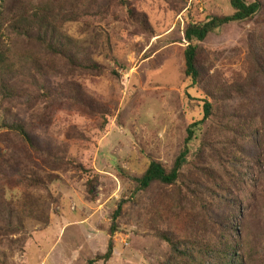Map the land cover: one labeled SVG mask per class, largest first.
<instances>
[{
	"label": "rangeland",
	"instance_id": "obj_1",
	"mask_svg": "<svg viewBox=\"0 0 264 264\" xmlns=\"http://www.w3.org/2000/svg\"><path fill=\"white\" fill-rule=\"evenodd\" d=\"M19 1L35 0L0 4L19 12ZM70 1L60 35L74 64L25 53L19 17L0 25L14 63L11 99L0 94V264H165L162 236L195 231L205 242L227 231L247 264H264V78L250 55L251 44L264 55V8L209 33L197 52L208 90L240 82L246 96L215 107L175 185L139 189L151 160L172 165L197 114L184 92L186 26L234 10L230 0ZM93 62L101 69L84 67ZM74 87L85 106L69 97ZM12 118L30 124L36 152L7 128ZM110 241L111 256L98 258Z\"/></svg>",
	"mask_w": 264,
	"mask_h": 264
},
{
	"label": "trees",
	"instance_id": "obj_2",
	"mask_svg": "<svg viewBox=\"0 0 264 264\" xmlns=\"http://www.w3.org/2000/svg\"><path fill=\"white\" fill-rule=\"evenodd\" d=\"M230 4L234 10L232 14L222 16L212 15L205 22H190L185 28L184 37L187 45L184 49V92L188 105L191 107L190 111L194 112V114L197 112V114L193 117L192 122L187 128L184 145L172 165L166 168L162 162L151 160L141 177L134 178L139 184V189H146L153 183L175 185L181 177L182 167L187 161V155L190 152V142L195 138L196 132L201 129L205 121L214 114L215 107L219 104H224L223 102L234 99L235 95L236 97L246 96L247 84L240 82H233L231 84L208 82L207 85H210L208 90L206 84L202 82V71L198 68L196 62L199 43L204 41L209 33L228 23L252 20L264 8L261 0H254L252 2L230 0ZM19 6V12H16L14 5L13 7L7 6V8H4L0 4V25L8 17H19L18 21L14 22H18L19 24V26L17 25L18 30L16 34L21 39V44H24V52L33 51L35 48L33 50L29 48H33L34 46L38 50H44L46 53L67 58L71 64H74L75 58L73 54L63 50L64 41L61 42L60 35L64 22L74 20L75 13L72 12L74 2L66 0L65 5V0L19 1ZM141 23L145 24V21L142 19ZM8 51L9 48L5 42V34L2 33L0 27V94L3 99H11L10 96L12 95L5 82V77L10 72V66L14 64L12 61L13 56L9 55ZM250 55L255 66L256 75L264 78V55H260L258 58L256 56L257 51L252 44ZM78 66L80 67V64ZM84 67L90 71L101 69L96 62L84 65ZM44 87H46L45 84L40 86L41 89ZM44 91V94H42L44 99H51L50 92L47 89ZM69 91V97L75 101L74 103L85 106L84 95L80 91L75 87ZM104 122L106 123L107 120L105 119ZM6 126L21 142L31 146L35 152L37 151L36 144L38 143L30 131V124L26 125L20 119L12 118ZM247 131L252 141L256 139L253 138L255 134L251 133V129H247ZM11 165L15 166L19 164L15 160ZM75 167L83 169L79 165ZM83 171L86 172V170ZM226 219L227 217H223L224 221ZM112 232H114L113 227L111 228ZM202 235L195 231L189 237L183 239L166 235L162 236L170 246V255L165 264H247L244 252L238 247V243L233 240L229 232H221L218 236L206 239V242L201 238ZM112 250L113 243L110 241L106 252L102 256L97 257L107 259L111 256ZM94 262L95 259H91L87 264H93Z\"/></svg>",
	"mask_w": 264,
	"mask_h": 264
}]
</instances>
